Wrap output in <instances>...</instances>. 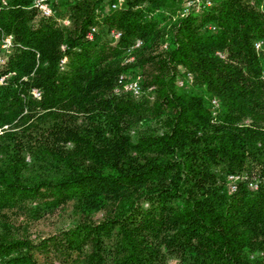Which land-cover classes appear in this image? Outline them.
Here are the masks:
<instances>
[{
  "label": "trees",
  "instance_id": "1",
  "mask_svg": "<svg viewBox=\"0 0 264 264\" xmlns=\"http://www.w3.org/2000/svg\"><path fill=\"white\" fill-rule=\"evenodd\" d=\"M48 1L0 0V264H264V0Z\"/></svg>",
  "mask_w": 264,
  "mask_h": 264
},
{
  "label": "built area",
  "instance_id": "2",
  "mask_svg": "<svg viewBox=\"0 0 264 264\" xmlns=\"http://www.w3.org/2000/svg\"><path fill=\"white\" fill-rule=\"evenodd\" d=\"M193 1L194 0H186V6L190 5ZM1 2L4 3V0H1ZM120 2H121V0H116L115 2L111 3L110 7L115 8ZM33 6L38 11V13L43 17H48V16L52 15L51 5H50L48 0H33ZM93 31H94V28L90 27L89 30L86 32L85 36L87 38H91ZM111 34L113 37H117V35H118L117 32H111ZM9 44H10L9 37L6 36L3 39L2 46L7 47ZM138 44H139V41H136L135 46ZM254 46L257 47L258 43H255ZM0 61H1V59H0ZM118 83H120L122 85L124 90L131 91V93H133V94H138V92H139V86H138L137 80L123 81V78L121 76H119ZM32 94L34 96H38V92L34 89L32 90ZM263 184H264V180H263ZM249 185L252 187H255L256 183L254 181H252L249 183ZM234 188H235V185L232 182V184L230 185V189L234 190Z\"/></svg>",
  "mask_w": 264,
  "mask_h": 264
},
{
  "label": "rangeland",
  "instance_id": "3",
  "mask_svg": "<svg viewBox=\"0 0 264 264\" xmlns=\"http://www.w3.org/2000/svg\"><path fill=\"white\" fill-rule=\"evenodd\" d=\"M194 7L200 8L199 3L195 4ZM114 60H116L117 62H120V63H125V62L131 60V56H129V54L128 55L126 54V55H123V56H117ZM127 80H139V78L137 76H135V77L131 76ZM118 85H121V84L118 83ZM41 227H43V225H41Z\"/></svg>",
  "mask_w": 264,
  "mask_h": 264
}]
</instances>
